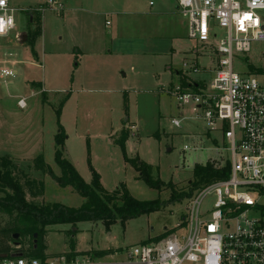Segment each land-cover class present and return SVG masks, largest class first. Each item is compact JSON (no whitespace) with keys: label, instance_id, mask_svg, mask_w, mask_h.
Masks as SVG:
<instances>
[{"label":"rangeland","instance_id":"1","mask_svg":"<svg viewBox=\"0 0 264 264\" xmlns=\"http://www.w3.org/2000/svg\"><path fill=\"white\" fill-rule=\"evenodd\" d=\"M48 1L9 0L17 11L16 28L0 39V71L10 68L17 75L6 82L0 80V157L13 161L22 183L31 179L44 182L45 176L36 166L38 156L61 177L55 162V137L59 132L56 112L61 109L59 121L69 137L65 157L85 182L91 184V165L108 193L125 185L134 198L161 200L165 206L159 212L133 219L125 227L120 221L109 230L103 222L81 223L72 229L76 230L74 250L71 234L67 231L65 237L58 232L71 227H50L48 251L96 255L110 250L120 254L162 236L164 228L174 229L186 215L189 200L171 203V188L177 193L190 189L195 166L214 157L210 151L214 144L203 121L196 118L190 106H179L171 91L180 86L184 75L208 85L212 75L204 69L215 65L208 58L209 52L189 40L186 31L177 34L180 42H170L166 35L171 27L179 30L178 19L151 17L159 7L158 0H137L136 6L117 5L114 10L121 15L108 17L104 13L108 10L90 16L89 0H60L65 16L58 6H48ZM261 49L255 46L247 56L251 65H261ZM16 60L23 64L13 63ZM243 60L236 57L237 72L245 70ZM193 62L198 65V73L184 67ZM32 89L37 93L34 96ZM21 98L26 99L25 110L17 106ZM173 119L181 122V129L172 128ZM135 125V130L131 129ZM112 132L114 138L118 137L116 142L123 138L124 150L113 145L109 139ZM211 137L217 141L222 135L217 132ZM187 145L200 151L184 153ZM124 155L147 164L152 179L167 186L161 191L148 187L124 161ZM49 179L50 204L80 209L85 203L73 188H61ZM41 199L36 200L45 204ZM212 203L211 196L205 197L202 210L210 212ZM115 260L124 261L123 254Z\"/></svg>","mask_w":264,"mask_h":264},{"label":"built area","instance_id":"2","mask_svg":"<svg viewBox=\"0 0 264 264\" xmlns=\"http://www.w3.org/2000/svg\"><path fill=\"white\" fill-rule=\"evenodd\" d=\"M47 5L62 8L53 0ZM177 7L188 39L209 52L215 68L204 69L212 75L208 85L181 75L187 85L180 83L171 94L203 121L214 144V157L206 164L218 170L229 163V177L202 187L174 229L164 228L155 240L126 249L120 253L124 261L115 260L116 252L45 261L0 258V264H264V0H177ZM16 12L8 0H0V38L15 30ZM255 46L262 48L260 66L247 57ZM237 56L244 58L242 72L234 68ZM184 67L199 71L196 62ZM14 76L10 69L0 71L1 79ZM18 106L26 109V100ZM171 126L181 129V122L173 119ZM217 132L222 138L216 141L211 135ZM198 151L189 145L183 149ZM207 196L213 198L210 212L202 210Z\"/></svg>","mask_w":264,"mask_h":264},{"label":"trees","instance_id":"3","mask_svg":"<svg viewBox=\"0 0 264 264\" xmlns=\"http://www.w3.org/2000/svg\"><path fill=\"white\" fill-rule=\"evenodd\" d=\"M178 76L181 77L180 74ZM180 83L186 86V81L181 78ZM61 109L56 114L58 117V134L55 137V162L62 171V176L57 177L53 170L46 166L44 158L39 156L36 161L38 171L42 175L50 176L61 188L71 187L83 199L85 203L80 209H73L58 203L39 204L36 199L43 198L45 183L42 180L31 179L24 183L17 176V167L12 160L0 158V258L26 260H47L48 232L50 227L70 226L71 248L74 250L76 233L73 228L84 222H103L109 230L120 221L123 227L133 219L159 212L165 203L161 200L140 201L133 196L123 185L115 193H108L101 182L98 173L90 165L92 183L88 184L79 175L78 171L65 157V142L68 134L60 124ZM123 142L118 145L124 150ZM124 160L139 174V180L148 187L161 191L167 185L161 180H154L150 175V167L138 158L129 160L124 155ZM229 163L221 169H215L212 164L196 165L190 189L177 193L171 188V203L189 201L201 190L202 187L218 180L227 179L230 175ZM169 185V184H168ZM66 232H64L66 234ZM17 234L19 239H15ZM85 254L69 253V259ZM113 254V251H99L95 257H105ZM64 256V255H57Z\"/></svg>","mask_w":264,"mask_h":264},{"label":"crops","instance_id":"4","mask_svg":"<svg viewBox=\"0 0 264 264\" xmlns=\"http://www.w3.org/2000/svg\"><path fill=\"white\" fill-rule=\"evenodd\" d=\"M9 1V0H8ZM121 1H123L122 3H121ZM159 1V7H158V9L154 12V14H152L151 15V17H153V18H155L156 20H159V19H162V18H165V17H169V18H171L172 20L173 19H175V18H177L178 19V27H179V30L178 29H176V28H174V27H171L170 28V30L168 31L169 33L166 35L169 39H170V42L171 43H173V44H175L176 42H180V38H178L177 37V34L178 33H180V32H182V31H186L187 32V38H188V28H187V24H186V22H185V20L181 17V15H179V12H178V7H177V0H158ZM56 2L58 3V4H61V6H62V8H61V10H63V16H65V10H64V5L62 4V2L60 1V0H56ZM10 3V2H9ZM121 3V4H120ZM137 3H138V1L137 0H89V10H88V13H89V15L90 16H93L94 14H100L101 12H104L105 10H108V11H106V12H104V13H106L105 14V16L106 17H108V16H110L111 14H115V15H121V12H117V11H115L114 10V7H116L117 5H121V6H124V4H130L131 6H136L137 5ZM152 4V3H151ZM55 7V6H54ZM60 9V8H59ZM83 10V8H78V10ZM70 10H75V9H70ZM59 11V10H58ZM133 13H135V12H133ZM133 13H131V14H133ZM140 13L139 12H136L134 15H139ZM32 19L33 18H31V20L30 21H32ZM174 21V20H173ZM106 25L108 26L109 25V22H107L106 23ZM177 27V28H178ZM9 36V35H8ZM1 39V38H0ZM80 53H81V50H80ZM82 55H88V53H84V52H82ZM13 63H15V64H21L22 62H20V61H15V62H13ZM23 64V63H22ZM2 69H10V68H2ZM11 70V69H10ZM13 71V70H12ZM15 72H17V71H15ZM14 71H13V73H14V77H9L10 79H13V78H15L16 77V73H15ZM9 78H7V79H1L0 78V80L1 81H3V82H6L7 80H9ZM29 83H30V81H29ZM36 91L34 90V89H32V93H31V96H34V95H36L37 93H35ZM22 99H25V98H21L20 100H22ZM19 100V101H20ZM26 100V99H25ZM19 101H18V103H19ZM18 103H17V106H18ZM19 107V106H18ZM28 107V106H27ZM27 109V108H26ZM20 110H22V109H20ZM25 110V109H24ZM135 128H136V125L134 126ZM134 130V129H133ZM122 132V131H121ZM125 134V132H123V135ZM113 135H114V132H112V135H110V140L112 141V143H113V145L115 144L116 146H119L118 145V143L119 142H121L122 140H123V138L119 141V142H116L117 140V138H114L113 137ZM118 135V133H116V135L115 136H117ZM126 135V134H125ZM124 135V136H125ZM133 135H135L134 133H133ZM114 139V140H113ZM68 140H69V137H68V139H67V141L65 142V148H66V152H65V154H67L68 153V148H67V142H68ZM33 147H35V143H34V145H32ZM39 157V156H38ZM0 158H7V157H5V156H2V157H0ZM68 159V158H67ZM129 159V158H128ZM69 160V159H68ZM130 160V159H129ZM125 161V160H124ZM69 162L72 164V165H74L73 164V162L71 161V160H69ZM74 167H75V165H74ZM76 168V167H75ZM54 172V171H53ZM55 174V173H54ZM57 176V175H56ZM58 177V176H57ZM47 178H51V177H48V176H46L45 175V177L43 178L44 179V182L43 183H45V194H44V196H43V198L41 199L42 200V202H45V204L46 203H48V204H50L49 203V200L47 199V186H48V182L46 183V181H47ZM50 180V182H55L52 178L51 179H49ZM91 181H92V179H91ZM56 183V182H55ZM92 183V182H91ZM58 184V183H57ZM89 184V183H88ZM103 184V183H102ZM59 185V184H58ZM103 187H104V185H103ZM66 188H68V187H66ZM105 188V187H104ZM106 190V189H105ZM37 201V200H36ZM66 227H70V226H66ZM70 228H64L63 230H61V231H58L59 233H61V234H65L64 232H66V231H68ZM65 237H66V234H65ZM48 245H49V238H48ZM48 245H47V253L49 254V255H53V256H50V257H55V256H57V255H66V254H69V253H65V252H68V251H65L64 253H62V254H53V253H51V252H49L48 251ZM71 253V252H70ZM78 253V252H77ZM79 254H81V253H79Z\"/></svg>","mask_w":264,"mask_h":264},{"label":"water","instance_id":"5","mask_svg":"<svg viewBox=\"0 0 264 264\" xmlns=\"http://www.w3.org/2000/svg\"><path fill=\"white\" fill-rule=\"evenodd\" d=\"M25 40H26V36L23 38V43H25ZM76 230H74L75 232ZM14 238L17 240L19 239V236L17 234L14 235Z\"/></svg>","mask_w":264,"mask_h":264}]
</instances>
